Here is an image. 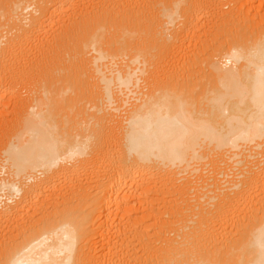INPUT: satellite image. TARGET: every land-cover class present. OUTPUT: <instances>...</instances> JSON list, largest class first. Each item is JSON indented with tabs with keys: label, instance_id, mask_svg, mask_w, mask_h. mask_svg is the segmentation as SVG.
Here are the masks:
<instances>
[{
	"label": "bare ground",
	"instance_id": "obj_1",
	"mask_svg": "<svg viewBox=\"0 0 264 264\" xmlns=\"http://www.w3.org/2000/svg\"><path fill=\"white\" fill-rule=\"evenodd\" d=\"M78 1L0 0V264H264V0Z\"/></svg>",
	"mask_w": 264,
	"mask_h": 264
},
{
	"label": "rangeland",
	"instance_id": "obj_2",
	"mask_svg": "<svg viewBox=\"0 0 264 264\" xmlns=\"http://www.w3.org/2000/svg\"><path fill=\"white\" fill-rule=\"evenodd\" d=\"M83 1H85V2H83ZM88 1H89V0H79L77 3H78L79 5H80V4H81V5H84L85 3H87V4H88ZM90 1H91V0H90ZM90 1H89V2H90ZM92 1H94V0H92ZM92 1H91V2H92ZM79 2H82V3H79ZM95 2L97 3V0H96V1H94V3H95ZM96 3H95V4H96ZM92 4H93V3H92ZM92 4H91V3H89V6H92ZM95 4H93V5L95 6ZM86 6H87V5H86ZM10 107H12V108H13V107H14V106H13V104H10V105L8 106V109H7V110H9V111H10V110H12V111H13V110H14V108H13V109H12V108H11V109H9ZM9 111H8V112H9ZM12 111H10V112H12ZM10 112H9V113H10ZM7 115H8V116H7ZM6 116H7V119H9V118L11 117V116H10L8 113L6 114ZM0 126H1V122H0ZM0 148H1V146H0Z\"/></svg>",
	"mask_w": 264,
	"mask_h": 264
}]
</instances>
